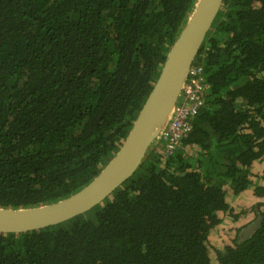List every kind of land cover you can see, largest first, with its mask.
Wrapping results in <instances>:
<instances>
[{
	"label": "trees",
	"instance_id": "1",
	"mask_svg": "<svg viewBox=\"0 0 264 264\" xmlns=\"http://www.w3.org/2000/svg\"><path fill=\"white\" fill-rule=\"evenodd\" d=\"M195 2L0 0V207L56 202L101 171ZM195 66L207 89L177 148H149L82 214L0 233V264H264V201L214 262L207 241L264 157V0H223Z\"/></svg>",
	"mask_w": 264,
	"mask_h": 264
},
{
	"label": "water",
	"instance_id": "2",
	"mask_svg": "<svg viewBox=\"0 0 264 264\" xmlns=\"http://www.w3.org/2000/svg\"><path fill=\"white\" fill-rule=\"evenodd\" d=\"M222 1L196 0L125 139L101 171L85 186L56 202L23 208L0 207V233L44 228L82 214L133 174L147 150L159 142L161 131L173 117L188 70ZM256 225L251 224L244 236L252 233Z\"/></svg>",
	"mask_w": 264,
	"mask_h": 264
},
{
	"label": "built area",
	"instance_id": "3",
	"mask_svg": "<svg viewBox=\"0 0 264 264\" xmlns=\"http://www.w3.org/2000/svg\"><path fill=\"white\" fill-rule=\"evenodd\" d=\"M201 72V66H190L175 113L160 133V148L165 154L175 150L182 138L188 134L191 130V119L203 105L207 85Z\"/></svg>",
	"mask_w": 264,
	"mask_h": 264
},
{
	"label": "flooded vegetation",
	"instance_id": "4",
	"mask_svg": "<svg viewBox=\"0 0 264 264\" xmlns=\"http://www.w3.org/2000/svg\"><path fill=\"white\" fill-rule=\"evenodd\" d=\"M263 161H264V157L261 159V161L254 162L252 164V168H251V171L253 174V176L251 177L252 182H253L252 185L249 186V188H247L246 190L241 191L238 195L232 196L230 199H227V201L230 205L229 210H227L226 212H218L217 213L219 215L218 217L220 218L221 222H220V224H218L215 227L216 230H218V227L223 226L221 223H224L226 221V219H229L231 221L229 223L227 237H223V238L218 239L219 241L223 242L222 244L225 243L223 241L224 239H227V243H228L229 242L228 239L235 237L237 234V230L241 226H243L244 224L248 223L249 221H250V223L248 225V228L253 223H257L256 227L259 224V219H255L252 222H251V220L254 218V214H253V210H252L253 205L257 202L264 201V198L254 195V190H253L254 186L256 184L264 185V179L262 178V175H263L262 170L264 169V167L259 171H255L256 166L259 165V163H261ZM258 176H260L261 178H259ZM233 215H237L238 216L237 219L233 218L232 217ZM213 231L214 230L211 228L209 231V234H208L209 238H207V241L211 239V233ZM244 231H245V229L241 231L242 238H246L250 234H252V233H250L248 236L245 237L244 233H243Z\"/></svg>",
	"mask_w": 264,
	"mask_h": 264
},
{
	"label": "rangeland",
	"instance_id": "5",
	"mask_svg": "<svg viewBox=\"0 0 264 264\" xmlns=\"http://www.w3.org/2000/svg\"><path fill=\"white\" fill-rule=\"evenodd\" d=\"M156 143V142H155ZM155 147H157L156 148V150H159L160 149V143L159 142H157L156 144H155ZM264 167V161L263 162H261V163H259V165H257L256 166V169H255V171H259V170H261L262 168ZM231 221L229 220V219H226V221L224 222V223H221L223 226H221L222 227V229L221 228H218V230H214L212 233H211V239L209 240V248H210V250H211V248H213L215 245H222V241H219L218 239L219 238H223V237H227V232H228V228H229V223H230ZM224 242H227V239H224L223 240ZM215 249V248H214ZM211 253H212V261L214 262V260H215V255H216V253H215V250H211Z\"/></svg>",
	"mask_w": 264,
	"mask_h": 264
}]
</instances>
